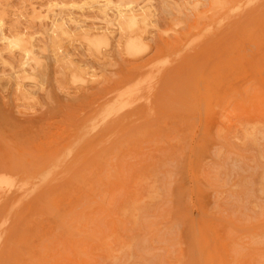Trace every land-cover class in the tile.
Instances as JSON below:
<instances>
[{"label": "rangeland", "instance_id": "rangeland-1", "mask_svg": "<svg viewBox=\"0 0 264 264\" xmlns=\"http://www.w3.org/2000/svg\"><path fill=\"white\" fill-rule=\"evenodd\" d=\"M110 1L0 0V264H264V0Z\"/></svg>", "mask_w": 264, "mask_h": 264}, {"label": "bare ground", "instance_id": "bare-ground-1", "mask_svg": "<svg viewBox=\"0 0 264 264\" xmlns=\"http://www.w3.org/2000/svg\"><path fill=\"white\" fill-rule=\"evenodd\" d=\"M69 1H70V0H69ZM111 1L113 2V0H111ZM111 1H110V2H111ZM120 1H121V0H119V2H120ZM124 1H125V0H124ZM124 1L122 0V2H120V4H122ZM126 1H127V0H126ZM164 1H165V0H164ZM164 1H163V2H164ZM187 1H188V0H187ZM250 1H251V0H250ZM65 2H66V1H65ZM73 2H74V1H73ZM75 2H76V1H75ZM75 2H74V3H75ZM79 2H80V1H79ZM88 2H89V1H88ZM104 2H105V1H104ZM104 2H102V5L104 4ZM115 2H116V0H115ZM53 3H54V2H53ZM63 3H64V2H63ZM66 3H67V2H66ZM68 3H69V2H68ZM77 3H78V1H77ZM86 3H87V2H86ZM89 3H90V2H89ZM124 3H125V2H124ZM131 3H132V2H128V3H127L128 6H127V5H125V6H127L128 8H130L129 5H130ZM188 3H189V2H188ZM197 3H198V2H197ZM80 4H82V3H80ZM96 4H97V3H96ZM96 4H95V5H96ZM111 4H112V3H111ZM120 4H119V5H120ZM174 4H175V3H174ZM214 4H215V3H214ZM216 4H217V3H216ZM224 4H225V3H224ZM51 5H52V4H51ZM60 5H61V2H60ZM70 5H71V4H70ZM113 5H114V4H113ZM117 5H118V2H117ZM119 5H118V6H119ZM122 5H123V4H122ZM166 5H167V4H166ZM193 5H194V4H193ZM220 5H221V4H220ZM225 5H226V4H225ZM61 6H62V5H61ZM71 6H72V5H71ZM73 6H74V5H73ZM96 6H97V5H96ZM98 6H99V5H98ZM123 6H124V5H123ZM132 6H134V4H132ZM132 6H131V8H130L131 10H132ZM152 6H153V5H152ZM175 6H176V5H175ZM214 6H215V5H214ZM214 6L212 5V7H214ZM56 7H57V6H56ZM92 7H93V6H92ZM94 7H95V6H94ZM119 7H120V6H119ZM119 7H118V9H119ZM215 7H216V6H215ZM215 7H214V8H215ZM90 8H91V7H90ZM128 8H126V11H127ZM173 8H175V7H173ZM216 8H218V7H216ZM58 9H59V8H58ZM81 9H82V8H81ZM91 9H95V8H91ZM97 9H98V8H97ZM99 9H100V8H99ZM133 9L136 10V8H134V7H133ZM138 9H139V8H138ZM140 9H141V8H140ZM222 9H223V8H222ZM224 9H225V8H224ZM224 9H223V10H224ZM55 10H56V9H55ZM72 10H73V9H72ZM104 10H105V9H104ZM108 10H110V9H108ZM121 10H122V11H123V10L125 11V9H121V8H120L119 11H121ZM131 10H130V11H131ZM135 10H132V11H135ZM162 10L164 11V9H162ZM176 10H177V9H176ZM181 10H182V9H181ZM69 11H70V10H69ZM75 11H76V10H75ZM83 11H84V10H83ZM122 11H121V12H122ZM128 11H129V10H128ZM136 11H137V10H136ZM163 11H162V12H163ZM77 12H78V11H77ZM86 12H87V11H86ZM86 12H85V13H86ZM101 12H102V10H101ZM105 12H106V10H105ZM105 12L102 13V14H105ZM111 12H112V11H111ZM121 12H120V14H122ZM143 12H144V11H143ZM145 12H146V11H145ZM150 12H151V11H150ZM71 13H72V12H71ZM75 13H76V12H75ZM88 13H89V12H88ZM112 13H113V12H112ZM127 13H128V12H127ZM137 13H138V12H137ZM137 13L135 12L136 15H137ZM167 13H168V12H166V14H167ZM63 14H64V13H63ZM117 14H118V13H117ZM129 14H131V13H129ZM132 14H133V12H132ZM150 14H151V13H150ZM166 14H165V15H166ZM169 14H170V13H169ZM77 15H78V14H77ZM105 15H107V14H105ZM114 15H115V14H114ZM167 15H168V14H167ZM120 16H123V15H120ZM152 16H153V15H152ZM160 16H161V15H160ZM67 17L69 18L70 16H67ZM111 17H112V16H111ZM115 17H116V16H115ZM133 17H134V16H133ZM162 17H163V16H162ZM87 18H88V16H87ZM112 18H113V17H112ZM120 18H121V20H122V19L125 18V17L123 16V18H122V17H120ZM84 19H85V18H84ZM107 19H108V18H107ZM109 19H110V17H109ZM115 19H116V18H115ZM202 19H203V18H202ZM48 20H49V19H48ZM99 20H100V19H99ZM222 20H223V19H221V21H222ZM84 21H85V20H84ZM105 21H106V20H105ZM115 21H116V20H115ZM123 21H124V20H123ZM113 22H114V21H113ZM151 22H152V21H151ZM44 23H45V22H44ZM52 23H53V22H52ZM204 23H205V22H204ZM0 24H1V23H0ZM74 24H75V23H74ZM79 24H80V23H79ZM88 24H90V23H88ZM94 24H95V23H94ZM102 26H103V25H102ZM102 26H101V27H102ZM105 26H106V24H105ZM87 27H88V26H87ZM113 27H115V26H113ZM122 27H123V26H122ZM199 27H200V26H199ZM52 28H53V27H52ZM88 28H90V27H88ZM94 28H95V27H94ZM67 29H69V27H68ZM101 29H102V28H101ZM106 29H107V28H106ZM124 30H125V29H124ZM192 30H193V29H191V31H192ZM2 31H3V30H2ZM52 31H53V30H52ZM78 31H79V30H78ZM0 32H1V31H0ZM62 32H63V31H62ZM0 34H1V33H0ZM4 34H5V32H4ZM203 35H204V34H203ZM2 36H5V35L2 34ZM122 36H123V35H122ZM8 37H9V36H8ZM18 37H19V35H18ZM198 38H199V37H198ZM0 42H1V41H0ZM47 42H48V41H47ZM5 43H6V42H5ZM7 46H8V45H7ZM11 48H12V47H11ZM13 52H14V51H13ZM5 60H6V59H5ZM132 78H134V77H132ZM132 78H131V79H132ZM133 80H135V79H133ZM128 81H129V80H128ZM133 82H134V81H133ZM146 83H147V82H146ZM134 88H135V87H134ZM143 88H144V87H143ZM130 90H131V89H130ZM133 90H134V89H133ZM127 91H129V90H127ZM145 91H146V90H145ZM206 93H207V92H206ZM210 94H212V93H210ZM116 95H117V94H116ZM118 95H119V94H118ZM208 95H209V94H208ZM216 95H217V93H216ZM129 97L131 98L132 96L130 95ZM129 97H128V98H129ZM123 98H124V97H123ZM126 98H127V96H126ZM126 98H125V99H126ZM128 98H127V99H128ZM132 98H133V97H132ZM205 98H206V97H205ZM207 98H208V97H207ZM207 98H206V99H207ZM209 98H210V97H209ZM211 98H213L212 95H211ZM211 98H210V100H211ZM223 99H224V98H223ZM227 99H228V98H227ZM129 100H133V99H129ZM129 100H128V101H129ZM216 100H217V99H216ZM221 100H222V99H221ZM221 100H220V101H221ZM124 101H125V100H124ZM206 101H207V100H206ZM212 101H213V99H212ZM212 101H211V103H212ZM227 101H229V100H227ZM131 102H132V101H131ZM218 102H219V101H218ZM120 103H121V102H120ZM216 103H217V101H216ZM221 103H222V102H221ZM221 103H220V104H221ZM227 103H228V102H227ZM128 104H129V103H128ZM217 104H219V103H217ZM225 104H226V103H225ZM116 105H117V104H116ZM119 105H120V104H119ZM226 105H227V104H226ZM221 106H222V104H221ZM219 107H220V106H219ZM214 108H215V107H214ZM224 111H225V109H224ZM227 111H228V110H227ZM135 113H136V112H135ZM225 114H226V113H225ZM118 118H119V117H118ZM118 118H117V119H118ZM111 120H112V119H111ZM251 128H252V127H251ZM253 128H254V127H253ZM248 129H249V128H248ZM248 129H247V130H248ZM251 130H252V129H251ZM255 130H257V129L254 128V131H255ZM248 131L250 132V130H248ZM251 132H253V131H251ZM246 133H247V132H246ZM248 134H249V133H247V136H250V135H248ZM252 134H255V133L253 132ZM252 134H251V136H253ZM97 139H98V138H97ZM67 150H68V149H67ZM72 150H73V149H72ZM62 152H63V151H62ZM48 158H49V157H48ZM57 158H58V157L56 156V159H57ZM50 159H51V158H50ZM58 159H61V160H62L63 157H62V158L59 157ZM54 160H55V159H54ZM64 160H65V159H64ZM68 160H69V159H68ZM68 160H67V161H68ZM58 161H59V162H57V161H56V162H57V165L59 166V164H60V160H58ZM64 164H65V163H64ZM62 166H63V165H62ZM51 168H52V167H51ZM63 168H64V167H63ZM55 169H56V168H55ZM32 171H33V170H32ZM49 172H50V171H49ZM49 172H48V174H47V172H46V174L49 175ZM53 173H54V172H53ZM30 175H31V174H30ZM46 177H47V176H46ZM32 179H33V178H32ZM183 179H184V178H183ZM13 181H15V180H13ZM13 181L10 180V179H7V178H5V177H0V184H1V185H2V184H4V185L7 184V185H9V186H12V185H14V184H13ZM263 181H264V180H263ZM16 182H17V181H16ZM16 182H15V183H16ZM62 182H63V181H62ZM41 183H42V182H41ZM43 183H45V182H43ZM1 185H0V186H1ZM14 186H15V185H14ZM7 187H8V186H7ZM3 193H4V192H3ZM175 195H176V194H175ZM8 196H9V195H8ZM135 215H136V214H135ZM185 234H186V233H185ZM183 241H184V240H183Z\"/></svg>", "mask_w": 264, "mask_h": 264}]
</instances>
